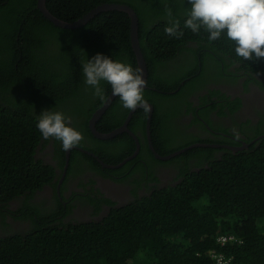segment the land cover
I'll use <instances>...</instances> for the list:
<instances>
[{
    "label": "trees",
    "instance_id": "obj_1",
    "mask_svg": "<svg viewBox=\"0 0 264 264\" xmlns=\"http://www.w3.org/2000/svg\"><path fill=\"white\" fill-rule=\"evenodd\" d=\"M37 3L0 0V212L4 215L12 199L53 183L56 168L44 159L49 142L54 140L59 165L66 163L67 150L61 142L45 140L39 133L37 115L51 109L82 117L86 135L94 136L89 119L111 87L102 81L104 96H95L84 83L82 64L102 53L141 74L126 12L104 11L79 28L65 29L47 19ZM103 3L128 4L138 13L149 70L148 88L143 90L148 101L181 98L190 85L198 88L210 77L227 76L234 65V73L244 70L248 80L264 74V58L244 60L226 37L210 41L203 28L198 33L185 28L189 6L185 0H46L52 14L71 22ZM169 9L179 21L178 37L165 33ZM178 87L180 91L168 92ZM118 108L123 107L117 96L99 123L100 132L122 125L130 109L123 108L125 113L118 117ZM220 113L225 114L223 108ZM154 121L160 123L157 114ZM126 135L110 141L93 138L107 145ZM123 140V148L117 147L122 150L117 152L119 158L106 156L105 161L116 163L134 151L132 137ZM115 146L108 149L118 150ZM108 149L101 148L112 153ZM216 150L224 154L214 156ZM193 154H205L208 165L187 172L178 184L112 208L99 221L65 222L59 208L50 211L26 203L17 212L18 218L31 219L30 228L0 236V264H214L212 251L230 259L227 264H264V137L239 152L196 147L185 153ZM229 233L240 241L219 243L218 238Z\"/></svg>",
    "mask_w": 264,
    "mask_h": 264
},
{
    "label": "flooded vegetation",
    "instance_id": "obj_2",
    "mask_svg": "<svg viewBox=\"0 0 264 264\" xmlns=\"http://www.w3.org/2000/svg\"><path fill=\"white\" fill-rule=\"evenodd\" d=\"M191 45L196 44L192 43ZM234 67H232L233 73L216 79L210 77L202 87L194 88L190 85L181 98L168 99L169 102L156 98V104L145 99L146 105L136 108L134 112L136 117L133 120V114L128 124L129 129L139 139V153L135 158L118 168H108L99 159L105 164L111 165L123 162L137 150V142L134 137L129 132L119 134L127 133L125 137H122L123 139L132 137L136 146L134 151L116 163L105 161L106 156L112 159L119 158L117 152L122 150L117 147L123 148L124 140H119L117 144H101L100 140L97 141L93 138L94 134L93 137L86 135L85 126L82 125L85 120L82 117H69L68 122L82 133L83 138L71 148L67 169L66 163L64 167H61L58 159L54 156L55 147L54 140H52L46 145L44 159L56 168L53 183L42 186L33 194L22 195L9 201L5 209L6 214L0 212V236L25 232L30 228L31 219L18 218L20 213L17 212L26 203H32L40 208L47 207L50 211H57L55 208H59L61 212L59 217L65 222L99 221L105 218L112 208L147 196L156 188L178 184L187 172L198 170L204 164L208 165L209 159L205 154L186 156L185 153L191 149L196 147H214L216 149L238 147L234 152H239L263 138L264 74H255V80H248V75L244 70L239 69L234 73ZM182 84L185 85V81ZM178 91H180L179 87L176 91L168 92L174 94ZM159 93L161 94L162 91ZM190 102L193 104L190 105ZM149 104L153 109L150 138L147 133ZM221 108L224 109L225 114L220 113ZM122 109L118 108V117L125 113V110L121 111ZM138 111L140 112L137 113ZM155 114L160 119L158 125L154 121ZM103 115L96 123L97 129ZM160 130L162 134H160ZM117 137L109 139V141L115 140ZM222 137L229 141L227 143L215 141L221 140ZM209 140L212 142H207ZM246 143L248 147L239 148ZM151 144L156 150L159 147L158 149L162 152H167L162 154L157 150L161 156L195 144L202 145L193 146L169 160H163L155 156ZM113 146L118 150L108 149ZM41 147L42 145L39 146V148ZM101 148H107L112 153L108 151L104 153ZM170 149L173 150L168 152L167 150ZM83 150H87L89 153ZM72 151H74L73 155ZM222 154H224L223 150H216L214 156H222ZM138 165L140 168L136 169Z\"/></svg>",
    "mask_w": 264,
    "mask_h": 264
},
{
    "label": "clouds",
    "instance_id": "obj_3",
    "mask_svg": "<svg viewBox=\"0 0 264 264\" xmlns=\"http://www.w3.org/2000/svg\"><path fill=\"white\" fill-rule=\"evenodd\" d=\"M185 3L189 5L185 11V28L193 33L203 28L210 41L226 37L234 43L235 54L244 60L264 58V0H185ZM166 16L169 26L165 33L178 37L179 21L170 9ZM82 71L85 85L95 96L103 98V81L119 97L123 108L134 110L146 105L145 81L130 64L97 53L82 64ZM69 119L63 112L45 109L37 115L36 127L43 139L58 140L63 149L69 150L83 138Z\"/></svg>",
    "mask_w": 264,
    "mask_h": 264
},
{
    "label": "water",
    "instance_id": "obj_4",
    "mask_svg": "<svg viewBox=\"0 0 264 264\" xmlns=\"http://www.w3.org/2000/svg\"><path fill=\"white\" fill-rule=\"evenodd\" d=\"M37 6L47 19H49L51 22H53L58 27H62L65 29L79 28V27L87 24L88 22H90L96 15H98L104 11L118 10V11L126 12L131 18V42H132L133 50L136 54L138 65L140 67L142 79H144V81H145L144 89L148 88L149 70H148V64L146 62L144 53H143L142 48H141V42H140V36H139V16H138V13L136 12V10L132 6H130L128 4H123V3H103V4H100V5L92 8L90 11H88L86 14H84L81 18L77 19L76 21H72V22L66 21V20L61 19V18L55 16L54 14H52V12L46 6V0H38ZM115 98H116V96H114L111 92L109 94L108 98L106 99V101L104 102L103 106L94 112L92 118L89 121V127H90L92 133L97 138L102 139V140H109V139L117 137L119 134H121L123 132H129L137 142V150L134 154H132L131 156L126 158L123 162L116 164V165L105 164L102 160L99 159V161L102 164H104V166H107L108 168H118V167L123 166L129 160L135 158L137 156V154L139 153V150H140V142H139L138 137L128 127V124H129V122H130V120H131L136 109L131 110L129 112L128 117L126 118L125 122L120 127L116 128V129H114L108 133L100 132L96 128L97 121L106 112V110L109 108V106L112 104V102ZM148 107H149V114H148V118H147V133H148V137L150 138L153 109H152L151 104H149ZM197 145H202V144H195V145L183 148L182 150H178V151L171 153L169 155H166V156H161L152 144H151V149H152V151L156 157H159L163 160H169L173 156H175V155H177L183 151H186L187 149H189L193 146H197ZM204 145H206V144H204ZM243 147H248V144L246 143L245 145H243L242 147H239V148L243 149ZM230 148H232L233 150L238 149V147H236V148L230 147ZM70 150L71 149L67 150V153H66V169H67V167L69 165V161H70V153H71ZM83 151L88 152L87 150H83Z\"/></svg>",
    "mask_w": 264,
    "mask_h": 264
},
{
    "label": "built area",
    "instance_id": "obj_5",
    "mask_svg": "<svg viewBox=\"0 0 264 264\" xmlns=\"http://www.w3.org/2000/svg\"><path fill=\"white\" fill-rule=\"evenodd\" d=\"M231 240L240 241L237 235L229 233L224 234L218 238L219 243L225 244ZM212 258L214 259V264H227L230 259H227L222 253L217 251H212Z\"/></svg>",
    "mask_w": 264,
    "mask_h": 264
},
{
    "label": "rangeland",
    "instance_id": "obj_6",
    "mask_svg": "<svg viewBox=\"0 0 264 264\" xmlns=\"http://www.w3.org/2000/svg\"><path fill=\"white\" fill-rule=\"evenodd\" d=\"M262 227L264 226V222H263V224L261 225Z\"/></svg>",
    "mask_w": 264,
    "mask_h": 264
}]
</instances>
